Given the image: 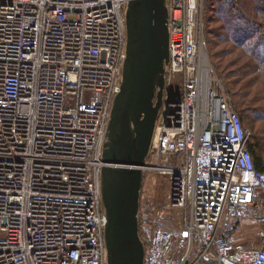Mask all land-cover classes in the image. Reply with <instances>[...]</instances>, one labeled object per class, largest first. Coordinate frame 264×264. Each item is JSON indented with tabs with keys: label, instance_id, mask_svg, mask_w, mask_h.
<instances>
[{
	"label": "built area",
	"instance_id": "1",
	"mask_svg": "<svg viewBox=\"0 0 264 264\" xmlns=\"http://www.w3.org/2000/svg\"><path fill=\"white\" fill-rule=\"evenodd\" d=\"M170 61L144 183V264H264V171L212 63L205 0H167ZM128 0H0V264H109L103 145ZM168 176L166 198L147 176ZM146 199V200H145Z\"/></svg>",
	"mask_w": 264,
	"mask_h": 264
},
{
	"label": "water",
	"instance_id": "2",
	"mask_svg": "<svg viewBox=\"0 0 264 264\" xmlns=\"http://www.w3.org/2000/svg\"><path fill=\"white\" fill-rule=\"evenodd\" d=\"M169 20L167 0H128L127 56L102 154L109 264H144L145 245L139 231L143 167L164 99Z\"/></svg>",
	"mask_w": 264,
	"mask_h": 264
},
{
	"label": "trees",
	"instance_id": "3",
	"mask_svg": "<svg viewBox=\"0 0 264 264\" xmlns=\"http://www.w3.org/2000/svg\"><path fill=\"white\" fill-rule=\"evenodd\" d=\"M205 38L234 110L252 131L248 148L255 168L264 171V0H205Z\"/></svg>",
	"mask_w": 264,
	"mask_h": 264
},
{
	"label": "crops",
	"instance_id": "4",
	"mask_svg": "<svg viewBox=\"0 0 264 264\" xmlns=\"http://www.w3.org/2000/svg\"><path fill=\"white\" fill-rule=\"evenodd\" d=\"M232 234L238 241L255 242L257 245H264V228L253 220L243 219L236 229L233 230Z\"/></svg>",
	"mask_w": 264,
	"mask_h": 264
},
{
	"label": "rangeland",
	"instance_id": "5",
	"mask_svg": "<svg viewBox=\"0 0 264 264\" xmlns=\"http://www.w3.org/2000/svg\"><path fill=\"white\" fill-rule=\"evenodd\" d=\"M219 47H227L230 49L231 46L228 45H220ZM218 46L215 47V49L219 48ZM236 51V52H235ZM233 52L235 54H238L241 56H243L245 59L248 58V56L245 55V53L243 52V50H238V49H234ZM147 189L145 190V192L149 195V194H156L157 197H159L160 200H163L166 198V190L168 188V176L167 175H163V174H159V173H155V172H150L149 176H147ZM258 193H260L261 196L264 197V191L262 189L258 190ZM146 200V199H145ZM142 201V200H141Z\"/></svg>",
	"mask_w": 264,
	"mask_h": 264
}]
</instances>
